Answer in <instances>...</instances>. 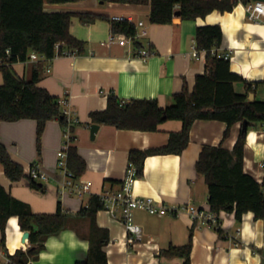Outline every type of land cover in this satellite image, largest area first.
I'll return each mask as SVG.
<instances>
[{"label": "crops", "instance_id": "obj_1", "mask_svg": "<svg viewBox=\"0 0 264 264\" xmlns=\"http://www.w3.org/2000/svg\"><path fill=\"white\" fill-rule=\"evenodd\" d=\"M254 3L240 2L233 11H215L196 21H183L175 17L172 23L153 25L149 22L150 5L101 3L83 0L72 3H45L47 13L72 12L95 13L109 20L84 24L73 18L70 33L86 43L81 55L63 56L53 60L39 58L13 65L16 75L29 81L38 69V85L52 96L68 103L71 124L70 145L78 148L87 163V171L80 178L92 184L91 193L78 197L63 190L64 176L58 169V151L65 142V130L59 120L49 121L42 138L41 153L37 151V122L18 120L4 122L0 119V144L4 145L12 159L20 164L25 178L11 183L0 163V185L16 199L30 205L37 214H54L58 204L73 218L69 227L57 236L47 238L46 248L32 264H84L89 253L90 220L80 216L89 205L92 196L105 190L121 188L128 167L131 150L159 148L168 143L170 134L182 130L181 121H169L157 132L119 130L99 125L95 139L91 138L90 114L107 108L109 94L123 102L135 99L157 100L163 108L173 103V95L179 93L184 83L192 91L198 75L205 73L206 53L194 54L195 34L199 27L220 25L223 41L218 49L232 52L231 70L250 83H257L255 97L264 101V17L260 22L248 19L247 6ZM114 17L131 18L138 32H146L136 43L120 45L109 42L112 35L110 20ZM152 52L149 59L139 56V50ZM50 70L51 72H49ZM3 78L0 73V84ZM66 109V107H64ZM242 125L231 128L225 147L232 150ZM226 124L219 121L199 120L191 129V140L180 155L150 156L145 161L144 175L134 183V192L140 197H150L168 205L190 204L205 212L211 211L208 187L205 179L197 175L196 162L204 146H218L223 140ZM244 170L258 183L264 182V127L251 128L247 133ZM36 165L48 174L49 179L39 182L42 191L30 186L31 167ZM73 181L78 182L75 177ZM109 181H117L113 185ZM251 214V215H249ZM99 227L108 230L110 242L104 248L108 264H184L182 257H167L163 251L171 246L187 244L192 233L191 264H264V220H256L253 213L244 215L241 222L233 213L221 212L219 220L223 235L211 227L195 224L190 216H153L136 211L134 221L143 231L142 240L135 246L126 245V229L118 216L106 210L97 213ZM6 248L0 245V264H7V252L26 250L29 241H22L24 232L19 228L17 217L7 224ZM1 240V230H0ZM257 245H260L258 247Z\"/></svg>", "mask_w": 264, "mask_h": 264}, {"label": "trees", "instance_id": "obj_2", "mask_svg": "<svg viewBox=\"0 0 264 264\" xmlns=\"http://www.w3.org/2000/svg\"><path fill=\"white\" fill-rule=\"evenodd\" d=\"M83 0H0V119L4 122L35 120L37 122V151L41 153L42 138L49 121L59 120L65 131L75 130L64 115L61 101L38 85L40 72L34 69L29 81L20 79L13 65L30 60V54L49 60L63 50L81 55L86 43L70 33L73 18L84 24H93L98 20H109L95 13L59 12L47 13L45 3L61 4ZM102 3H124L132 5H150L149 22L153 25L171 24L179 12L183 21H196L212 12H231L240 3L248 0H97ZM113 34H123L128 38L136 36L134 23L128 20H110ZM223 28L220 25L199 27L195 34L196 48L206 52L205 73L198 75L192 91L187 83L182 90L173 95V103L161 107L157 100L135 99L123 102L113 93L109 94L107 108L91 112L94 124L107 125L119 130L157 132L159 127L169 121H181L182 130L170 134L165 146L147 150H131L129 165L136 169L137 177H143L145 161L150 156L180 155L191 140V129L199 120L219 121L226 124L223 140L218 146H204L196 162L197 175L205 179L209 193L211 212L217 219L214 229L223 235L219 216L221 212L233 213L238 222L247 213H253L256 220H264V182L258 181L244 170L245 145L248 131L258 125H264V101L254 98L257 83H250L241 75L232 72L231 61L219 59L212 54L219 49L223 41ZM247 122L241 128L232 150L225 147L231 128ZM74 141V138L72 139ZM7 148L0 144V163L11 183L25 178L23 167L15 162ZM68 168L79 179L87 171V163L75 145H70ZM29 184L42 191L44 186L30 180ZM118 185L117 181H109ZM104 210L98 196H92L89 205L83 208L80 216L90 220L89 253L84 264H108L104 248L110 242L108 230L97 224V213ZM17 217L19 228L28 232L29 246L26 250L18 249L14 254L7 252V264H32L46 248L47 238L65 231L72 220L70 214L58 204L54 214L34 213L29 204L14 198L0 185V245L6 248L7 224L9 219ZM192 233L187 244L171 246L163 251L167 257H182L184 264H191L193 246Z\"/></svg>", "mask_w": 264, "mask_h": 264}, {"label": "built area", "instance_id": "obj_3", "mask_svg": "<svg viewBox=\"0 0 264 264\" xmlns=\"http://www.w3.org/2000/svg\"><path fill=\"white\" fill-rule=\"evenodd\" d=\"M247 14L248 19L251 22H260L261 19L264 17V2L256 1L250 5L247 6ZM113 20H128L129 22L133 23V20L131 18H120V17H114ZM143 23L140 22L136 26L142 27ZM146 35V32H138L136 33V36L133 38H128L123 34H113L111 35L109 42L113 43L115 41H118L120 45H125L128 42L136 43L142 36ZM196 44L194 46V54L195 56L199 55V51L196 48ZM206 53V52H204ZM212 54L216 56L219 59H223L226 61L231 60L232 52H226L222 53L218 49H213ZM77 55L75 52H70L68 50H63L61 53H57L53 59H57L59 57L63 56H74ZM152 55V52L146 49H140L139 50V56L143 58L144 60L149 59V57ZM40 56L36 53L30 54V60H37ZM1 63V61H0ZM51 72L50 70H48ZM62 105L66 107L64 109V115L67 117V121L69 124L72 123L70 117L71 112L67 108L68 103L64 100L61 101ZM264 127V125H263ZM65 142L63 144V147L58 151V163L57 167L59 170H61V173L64 176V180L61 182V187L63 190H67L70 193L75 194L78 197H83L86 194L91 193L92 184L89 181H82L79 179L78 182L73 181L75 176L68 168V153L67 150L70 147L71 143V132L70 130L65 131ZM262 167H264V164H261ZM128 173H126V176L124 180L121 183V188L117 191L114 190H105L102 193L98 195L101 202L104 205V210H106L108 213H110L113 217L118 216L120 214V218L125 226L126 229V245L127 246H135L139 241L142 240L143 237V231L142 228L136 224L134 221V215L136 211H144L150 215L163 217L166 215H175L179 216L183 213H186L190 216L191 220L195 224H203L204 226L214 228L217 224V219L213 212L208 211L205 212L203 210H200L190 204H180V205H168L162 201L155 200L154 198L150 197H140L137 196L134 192V183L137 177L136 169L133 166L128 167L127 170ZM29 178L32 181L36 182H45L48 181L49 176L45 172H42L39 170V168L36 165H33L31 167V170L29 172ZM88 205L86 206V208ZM9 260L7 259V263Z\"/></svg>", "mask_w": 264, "mask_h": 264}, {"label": "water", "instance_id": "obj_4", "mask_svg": "<svg viewBox=\"0 0 264 264\" xmlns=\"http://www.w3.org/2000/svg\"><path fill=\"white\" fill-rule=\"evenodd\" d=\"M254 2H256V1H260V2H264V0H253ZM102 3V2H101ZM179 12H177L176 13V17H179ZM254 98H255V96L253 95V94H250V96H249V100L250 101H253L254 100ZM246 126H247V122L245 121L243 124H242V127H244V128H246ZM98 130H99V125H97V124H93V125H91V129H90V133H91V138L92 139H95V135H96V133L98 132ZM29 236H31L28 232H25L24 234H23V237H22V241L25 243L27 240H29Z\"/></svg>", "mask_w": 264, "mask_h": 264}, {"label": "clouds", "instance_id": "obj_5", "mask_svg": "<svg viewBox=\"0 0 264 264\" xmlns=\"http://www.w3.org/2000/svg\"><path fill=\"white\" fill-rule=\"evenodd\" d=\"M249 215H251V214H249ZM258 247H260V245H257Z\"/></svg>", "mask_w": 264, "mask_h": 264}]
</instances>
